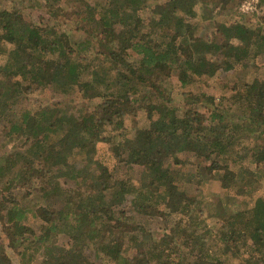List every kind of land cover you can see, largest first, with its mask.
I'll return each instance as SVG.
<instances>
[{
  "label": "trees",
  "instance_id": "16d2710c",
  "mask_svg": "<svg viewBox=\"0 0 264 264\" xmlns=\"http://www.w3.org/2000/svg\"><path fill=\"white\" fill-rule=\"evenodd\" d=\"M237 1L165 0L148 23L150 0H37L47 22L0 8V146H12L0 153V264L38 254V264H98L89 249L102 264H222L205 260L213 236L241 264H264V79L179 104L163 85L173 75L185 86L215 78L264 52V20H249ZM208 19L216 36L198 33ZM48 90L81 95L82 105L46 103ZM140 108L151 123L139 125ZM100 141L125 166H142L140 179L102 163ZM182 152L211 160L193 175L197 194L184 187L193 177L178 166ZM173 214L172 240L144 248L139 218Z\"/></svg>",
  "mask_w": 264,
  "mask_h": 264
},
{
  "label": "rangeland",
  "instance_id": "374dc122",
  "mask_svg": "<svg viewBox=\"0 0 264 264\" xmlns=\"http://www.w3.org/2000/svg\"><path fill=\"white\" fill-rule=\"evenodd\" d=\"M90 1H96V0H90ZM104 1V0H99ZM165 0H150L148 4V8L146 10H143L142 15L144 17V20L146 23L149 22V20L155 15V12L153 11V8L160 3H163ZM249 0H240L237 1L239 4V11L240 13L244 12L246 14H249V20H254L257 17L261 20H264V4L261 5V0H256L254 2L249 3ZM231 2V1H229ZM71 3V2H69ZM43 4H45L43 2ZM1 7H8L10 9L15 8L22 12L23 16L28 20H44L47 22L49 17L47 15H44V12H42V7L38 5L37 0H25L24 3H21V0H0V8ZM45 8V7H43ZM213 13V12H212ZM215 14V12L213 13ZM229 13H219L215 14L212 18L217 20L218 22H228L227 20L230 19V21H233L237 19V17L228 16ZM197 21V20H196ZM195 21V22H196ZM198 25V33L211 37L216 36L215 32V24L213 23L212 19L208 20H200V22H197ZM5 56L0 53V64H2L5 61ZM260 77L261 79H264V52H260L257 55L249 56L246 61L243 63H237L236 67L229 71H221L217 74L215 78H208L207 80H200L195 81L194 83H190L189 85L185 86L182 85L178 77L171 76L167 78L163 85L167 88L166 91V98L167 100L172 99L173 101L177 102L179 104L180 102H186L184 96L195 94L198 92H209V93H215L217 98H220L222 94H225L227 96H230L231 94L235 93L236 90H238L240 84L251 82L254 78ZM234 86H236L234 88ZM48 99L45 97V102L48 101L54 102L56 100L57 102L61 103V106H64L66 108H74V106L82 105V98L81 95L76 94L75 100H64V95L60 93H55L52 90H48L46 93ZM41 96V95H40ZM229 98V97H228ZM219 100V99H218ZM34 100H23L17 107L12 111V113L19 115L22 113L27 107L32 105V102ZM44 102V101H42ZM219 102V101H218ZM40 102H38V105ZM137 106V105H136ZM201 110H204L203 108ZM8 115H5L4 122H9L10 119L13 117L11 113H7ZM155 116V115H154ZM137 118L139 120V125L144 126L149 123H151V119L148 116V113L145 111V109L140 108L137 111ZM231 120V119H230ZM247 142V141H246ZM246 142H244L246 144ZM98 151H97V157L100 159L102 163H105L110 167V169H114V167L118 168V172H116V175L119 177H130L135 182L138 181L141 177L142 171L144 170L142 166H131L127 167L123 164V162L119 161L118 158L115 155V152L112 148V144H110L107 141H100L98 143ZM7 149H12L11 144H5L0 146V153L4 152ZM179 157L183 160L182 163L178 164V166L183 167V172L185 175H191L193 177L192 182H185L184 187L185 189L193 194L195 193V188L197 187L198 182L195 179L193 175H195L197 167L199 164L202 165H210L211 160L206 159L205 157L200 158L196 154L192 152H182L179 154ZM76 163V166H79ZM118 166V167H117ZM62 177V176H61ZM264 178V177H263ZM63 181L67 182V178H62ZM74 180L69 179L67 183H71ZM264 184V179H263ZM264 192V186L261 189ZM30 192V190L25 191L21 193L22 197L27 196V194ZM202 192V191H201ZM199 192V193H201ZM197 194V193H195ZM221 194L224 195L225 200H228V204H232L233 206L236 205L235 201L231 200L229 196L221 191ZM28 197V196H27ZM46 199V198H45ZM49 202L53 201V204L56 207H62V201L59 200V198L52 199L48 198ZM48 200H44L45 203H48ZM176 217V214L171 215V217L165 218L163 216L160 217H145V218H139V220L143 221L141 223H145V231H138V239L140 242L143 243L144 239L148 240L147 243L144 245V248H149L150 242L152 238H161L165 237L167 240H172L171 235L174 236L171 232L168 231V227L170 226V221H173ZM37 224V223H36ZM211 243H206L205 249L209 251V255L205 257V260H221L222 264H241L243 257L239 254H226L223 252V246L219 245V241L213 237L210 238ZM59 243H61L64 240V237H60L57 239ZM176 240L174 237L173 242ZM4 243L0 240V253L2 250L4 251ZM91 249L86 252L87 259L90 260V262H98V264H102L97 258L95 257V254L93 253ZM19 257H17V254H15L13 261L15 263L19 262ZM40 261V255H37V258L31 260V261H25L23 264H38Z\"/></svg>",
  "mask_w": 264,
  "mask_h": 264
},
{
  "label": "built area",
  "instance_id": "2783aa9c",
  "mask_svg": "<svg viewBox=\"0 0 264 264\" xmlns=\"http://www.w3.org/2000/svg\"><path fill=\"white\" fill-rule=\"evenodd\" d=\"M254 1H256V0H249L248 2L251 3V2H254Z\"/></svg>",
  "mask_w": 264,
  "mask_h": 264
}]
</instances>
